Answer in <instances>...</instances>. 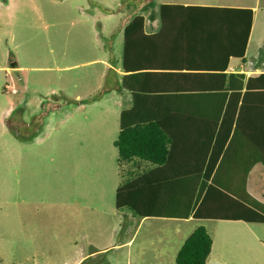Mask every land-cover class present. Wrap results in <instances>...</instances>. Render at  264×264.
<instances>
[{
	"label": "rangeland",
	"instance_id": "rangeland-1",
	"mask_svg": "<svg viewBox=\"0 0 264 264\" xmlns=\"http://www.w3.org/2000/svg\"><path fill=\"white\" fill-rule=\"evenodd\" d=\"M179 1L0 0V264H175L194 226L140 223L129 210L116 216L110 188L121 171L112 141L120 129L112 121L116 116L107 113L115 109L117 93L106 94L98 107L94 103L100 100L98 94L123 85L122 79L104 73L118 65V52L112 50L117 48L116 32L106 35V30L118 28L133 13L149 18L161 5ZM226 1L256 7L250 38L258 45V31L264 35V0H221ZM52 15L61 21L54 31ZM117 73L127 89L134 85L130 79L138 77H127L123 68ZM133 89L138 90H128L144 96L140 86ZM119 94L125 109L130 99ZM56 102L73 105L76 119L103 116L94 134L80 126L79 132L88 135L75 138L80 155L64 166L60 178L54 173L55 147L50 142L56 140L60 118L48 107ZM61 114L70 122V110ZM140 121L135 118L124 129ZM93 141L101 142L104 151L85 155ZM146 165L141 162L139 167ZM57 189L86 196V203L78 205L68 196L60 207ZM93 196L99 199L90 203ZM227 227L232 240L205 229L212 248L206 264H264V253L248 255L243 248L251 235L245 229L237 233L233 224ZM252 227L258 235L257 226ZM259 231L264 233V225Z\"/></svg>",
	"mask_w": 264,
	"mask_h": 264
},
{
	"label": "crops",
	"instance_id": "crops-1",
	"mask_svg": "<svg viewBox=\"0 0 264 264\" xmlns=\"http://www.w3.org/2000/svg\"><path fill=\"white\" fill-rule=\"evenodd\" d=\"M161 6L165 8H156L149 18L133 13L118 28L105 29L106 35L116 32L117 48L112 50L118 52V65H110L104 73L111 75L108 70H113L115 79H122L118 87L130 101L121 109L123 97L110 89L98 94L100 100L94 106L106 101V94L117 93L115 109L107 113L115 115L112 121L121 125L117 137L138 118V125L156 123L171 140L165 165L122 184L120 179L112 180L116 216L133 209V218L139 217L140 223L180 222L194 226V231L202 227L211 236L220 234L230 240L233 236L227 225L233 224L237 233L245 229L251 235L243 242L248 255L257 251L262 256L264 35L258 31V45L250 38L256 7L221 0H182ZM52 19L50 31L61 24L58 16ZM122 68L127 77L138 74L130 79L134 85L128 89L136 91L133 88L140 86L143 97L126 88V80L117 73ZM48 105L57 118L59 113L61 124L56 140L50 141L55 147L54 173L60 178L64 166L67 169L80 155L75 138L88 135L79 132L80 126L94 134L103 116L76 119L73 105ZM64 110L71 111L70 122L62 116ZM102 151V143L93 141L85 155ZM144 169L140 166L134 174ZM77 194L57 189L56 205L61 203V207L68 196L78 205L86 203V196ZM98 199L93 196L88 201ZM253 224L258 228L256 236Z\"/></svg>",
	"mask_w": 264,
	"mask_h": 264
},
{
	"label": "trees",
	"instance_id": "trees-1",
	"mask_svg": "<svg viewBox=\"0 0 264 264\" xmlns=\"http://www.w3.org/2000/svg\"><path fill=\"white\" fill-rule=\"evenodd\" d=\"M150 17L152 18V16ZM109 73L115 78L113 70H110ZM116 91L121 92L122 90L117 87ZM170 147V138L156 123L138 125L121 131L113 143V148L117 151L119 171H121L118 173L120 183L133 180L165 165ZM141 162L148 163L146 169L144 172L134 174ZM124 169H127L131 174L126 172L122 174ZM128 210L135 215L132 210ZM210 252L211 240L205 229L200 227L185 241L176 256L175 264H206Z\"/></svg>",
	"mask_w": 264,
	"mask_h": 264
},
{
	"label": "bare ground",
	"instance_id": "bare-ground-1",
	"mask_svg": "<svg viewBox=\"0 0 264 264\" xmlns=\"http://www.w3.org/2000/svg\"><path fill=\"white\" fill-rule=\"evenodd\" d=\"M158 117H160L159 115H157ZM161 174H163V172L162 173H160L159 175H161ZM81 263V261H79L77 264H80Z\"/></svg>",
	"mask_w": 264,
	"mask_h": 264
},
{
	"label": "clouds",
	"instance_id": "clouds-1",
	"mask_svg": "<svg viewBox=\"0 0 264 264\" xmlns=\"http://www.w3.org/2000/svg\"><path fill=\"white\" fill-rule=\"evenodd\" d=\"M17 80H18V79H17ZM124 130H125V129H124ZM118 166H119V165H118ZM197 229H198V228H197ZM193 232H194V231H193ZM191 235H192V234H191ZM191 235H190V236H191Z\"/></svg>",
	"mask_w": 264,
	"mask_h": 264
}]
</instances>
